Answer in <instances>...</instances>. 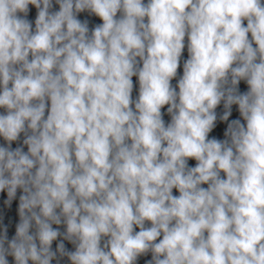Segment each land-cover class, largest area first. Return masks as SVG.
<instances>
[{"label":"clouds","instance_id":"1","mask_svg":"<svg viewBox=\"0 0 264 264\" xmlns=\"http://www.w3.org/2000/svg\"><path fill=\"white\" fill-rule=\"evenodd\" d=\"M0 109V264H264L262 0H0Z\"/></svg>","mask_w":264,"mask_h":264}]
</instances>
